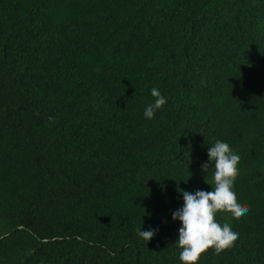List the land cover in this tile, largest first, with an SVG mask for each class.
<instances>
[{"label":"trees","instance_id":"obj_1","mask_svg":"<svg viewBox=\"0 0 264 264\" xmlns=\"http://www.w3.org/2000/svg\"><path fill=\"white\" fill-rule=\"evenodd\" d=\"M217 140L250 212L197 264H264V0H0V264H184Z\"/></svg>","mask_w":264,"mask_h":264},{"label":"clouds","instance_id":"obj_2","mask_svg":"<svg viewBox=\"0 0 264 264\" xmlns=\"http://www.w3.org/2000/svg\"><path fill=\"white\" fill-rule=\"evenodd\" d=\"M151 95L154 103L145 109V117L152 119L157 110L166 105L167 100L159 89L153 88ZM211 164L205 163L202 169L208 173L210 165H214L211 180L206 183L212 186V191L196 190L194 193L184 191L178 187V192L183 196V207L173 213V219L179 220L177 241L180 261L184 264H197L202 255L209 249H214L219 255L222 251L234 246L239 238V232L233 229L229 219L221 223L217 216L221 212L229 213L232 218L240 219L250 212V207L239 201L235 191V182L239 175L240 155L231 146L221 140L208 149ZM137 235L149 242L157 232L156 230H136Z\"/></svg>","mask_w":264,"mask_h":264}]
</instances>
